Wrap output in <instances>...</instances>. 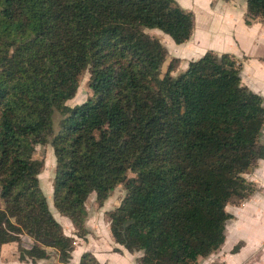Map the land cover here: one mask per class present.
<instances>
[{"label":"trees","instance_id":"trees-1","mask_svg":"<svg viewBox=\"0 0 264 264\" xmlns=\"http://www.w3.org/2000/svg\"><path fill=\"white\" fill-rule=\"evenodd\" d=\"M245 1L246 24L264 23V0ZM195 22L176 0H0V257L17 243L21 263L73 259L36 145L54 150L53 205L77 238L91 234V204L121 188L105 212L115 253L198 264L223 248L227 207L258 191L246 174L264 160V98L231 54L209 51L176 77L174 58L162 72L169 51L151 31L182 45ZM85 72L87 100L69 107ZM79 264L101 263L86 252Z\"/></svg>","mask_w":264,"mask_h":264},{"label":"crops","instance_id":"crops-1","mask_svg":"<svg viewBox=\"0 0 264 264\" xmlns=\"http://www.w3.org/2000/svg\"><path fill=\"white\" fill-rule=\"evenodd\" d=\"M177 1L181 7L195 14L196 22L192 39L179 45L180 47H174L175 51L172 53L174 54L172 59L175 58L179 62L173 76L176 77L185 72L191 61L201 58L209 51H214L219 55L231 54L243 64L241 74L243 84L264 98V23L255 21L252 25L246 24L247 2L245 0ZM151 33L157 35L165 46L170 47L173 44L169 36V38L161 37L160 34L154 31H151ZM168 51L170 54L169 49ZM246 178L258 187L257 193L239 206L227 207V211L233 218L227 224V236L223 248L217 254L201 260L198 264H264V160L253 171L247 173ZM120 199L115 200L112 196L104 208L99 209L96 206L98 211L89 213L87 227L91 234L87 240L78 239L79 242L75 247L71 264H79L81 256L86 252H91L101 264H138L136 256L125 249L121 248V254L114 252L117 246L112 240L109 223L105 219V212L115 208ZM52 213L54 214L53 211ZM95 214L99 216H97V222L93 223L92 220ZM100 216L102 223L104 222V225L106 224L108 227L107 234L111 244L109 254L102 253L100 245L94 244L95 249L92 250L86 246L89 237H95V240L99 241L97 232L101 227ZM64 223L69 224L73 230V233L71 231L72 234L67 235L66 232L65 234L74 238L73 226L67 221H64ZM25 239L28 240L29 244L31 243L29 238L25 237ZM238 245H240L239 251L233 252ZM78 246H81V248L76 250ZM4 247L0 264H33L31 261L26 263L19 261L18 245L10 249V252H12L10 255L14 256L11 259L7 258L10 255L4 256ZM25 247L28 248L29 246L26 245ZM76 251L80 254L77 259L75 258ZM37 264L54 263L52 261H39ZM57 264L61 263L58 262Z\"/></svg>","mask_w":264,"mask_h":264},{"label":"rangeland","instance_id":"rangeland-1","mask_svg":"<svg viewBox=\"0 0 264 264\" xmlns=\"http://www.w3.org/2000/svg\"><path fill=\"white\" fill-rule=\"evenodd\" d=\"M177 3H178V1H177ZM153 31L156 32V33H158V34H160L161 37L162 36L163 37H168L167 35L163 34L159 30H153ZM169 39H171V38H169ZM171 41H172L173 44L170 47L166 46L170 50V54H169V56L167 58V61L163 65L162 72L164 70H166L169 62L174 57V54H172L175 51L174 47H176V46L177 47H180L179 45L175 44L172 39H171ZM175 54H177V52H175ZM89 78H90L89 72H85L84 75H83V78H82V80L80 82V87L78 89V92H77L76 96L72 100H70V101L67 102V105L69 107H75L77 105L82 104L83 102H85L87 100V96H88V81H89ZM62 118H63V116L59 112H56L54 114L53 119H54V128H55V131H58L60 129V126H61V123L60 122H61ZM35 149H36V155H35V157L37 159H39V160H44L45 161V168L43 170V173L40 175L41 188L43 190V193L45 194V196H46V198L48 200V203H49V207L54 212L55 217L57 218V220L60 223H63L62 225L64 227V230H65L66 234L67 235H70V234L73 233L72 227L69 224L64 223V221H67V222H69L72 225L71 221L68 218L63 217L62 215H60L57 212V210L54 208V205H53V180H54L55 174H56V158H55L54 150H53V148L50 145H45V146L36 145ZM123 195H124V192L122 191V189L121 188H118L115 191L114 195H113V199L117 200L118 198H121ZM96 210L97 209H96V206L94 205V203L91 204L90 212L91 213H95V212L98 211V210L97 211ZM97 216H99V215L95 214V217L92 220L93 223H96L97 222V220H98V217ZM100 223H101V227L98 229V232H97L98 240L99 241H96L95 240V237L94 238L93 237H89V242L86 243V246H88L87 248H89L90 250H92V249H95L94 244L100 245L99 246L100 247V251L102 253H104V254H109V252H110V245L111 244H110V239L108 238V234H107V228L108 227H107L106 224L104 225V222L102 223L101 216H100ZM71 231H72V233H71ZM92 235H94V234L92 233ZM74 239L76 241V245H78V242H79L78 239L79 238H77L75 236ZM23 245L24 246H26V245L29 246L28 240L25 239L23 241ZM105 245H107V246H105ZM16 246H17V243H13V244L6 245L4 247V253H3L4 256L5 255L12 254V252H10V249H12V247H16ZM80 248H81V246H78L76 250H79ZM76 254L77 255H75V258L77 259L80 256V254H78V251H76ZM13 257L14 256L10 255L7 258L8 259H11ZM52 263H54V264H57L58 263V261L56 260V258H54L52 260Z\"/></svg>","mask_w":264,"mask_h":264}]
</instances>
